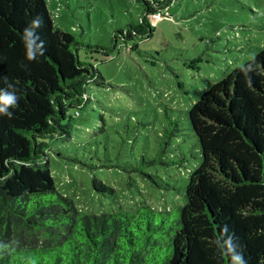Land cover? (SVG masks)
<instances>
[{
    "label": "trees",
    "instance_id": "1",
    "mask_svg": "<svg viewBox=\"0 0 264 264\" xmlns=\"http://www.w3.org/2000/svg\"><path fill=\"white\" fill-rule=\"evenodd\" d=\"M132 1L138 22L114 35V47L150 38L151 16L171 19L182 5ZM50 4L0 0V93L18 97L12 118L0 112V264H264V49L198 90L185 111L199 164L182 206L88 215L57 191L49 157L75 145L72 121L91 105L88 90L105 84L80 59L82 43L55 26ZM37 16L41 26H29ZM92 185L113 193L98 177Z\"/></svg>",
    "mask_w": 264,
    "mask_h": 264
},
{
    "label": "rangeland",
    "instance_id": "2",
    "mask_svg": "<svg viewBox=\"0 0 264 264\" xmlns=\"http://www.w3.org/2000/svg\"><path fill=\"white\" fill-rule=\"evenodd\" d=\"M48 2L55 26L82 43L80 59L96 64L105 84L88 90L91 105L72 121L75 145L50 154L57 191L88 215L134 213L144 205L176 211L199 164L184 113L198 90L264 49V0H181L150 38L116 47L114 35L141 14L132 0ZM94 177L113 193L94 191Z\"/></svg>",
    "mask_w": 264,
    "mask_h": 264
},
{
    "label": "clouds",
    "instance_id": "3",
    "mask_svg": "<svg viewBox=\"0 0 264 264\" xmlns=\"http://www.w3.org/2000/svg\"><path fill=\"white\" fill-rule=\"evenodd\" d=\"M41 24H42V18L37 16L31 21V24L29 26L36 27V26H41ZM24 34H27L29 36L31 35V32L29 31L28 27L24 29L23 35ZM29 59H31L30 55H29ZM8 87L11 88L12 85L9 84ZM17 99L18 97L12 93H8V92L0 93V104H3V107H0V112L5 113V115L8 116L9 118H12L13 113L7 112L6 110L8 106L15 105Z\"/></svg>",
    "mask_w": 264,
    "mask_h": 264
},
{
    "label": "built area",
    "instance_id": "4",
    "mask_svg": "<svg viewBox=\"0 0 264 264\" xmlns=\"http://www.w3.org/2000/svg\"><path fill=\"white\" fill-rule=\"evenodd\" d=\"M161 19H162L161 15L159 13H155L151 16V20H152L153 24L160 21Z\"/></svg>",
    "mask_w": 264,
    "mask_h": 264
}]
</instances>
